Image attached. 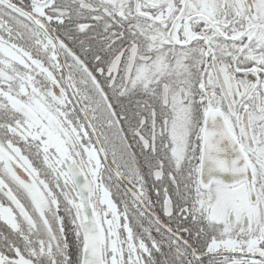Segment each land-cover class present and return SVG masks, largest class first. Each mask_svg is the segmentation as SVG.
Wrapping results in <instances>:
<instances>
[{
  "label": "snow or ice",
  "instance_id": "obj_1",
  "mask_svg": "<svg viewBox=\"0 0 264 264\" xmlns=\"http://www.w3.org/2000/svg\"><path fill=\"white\" fill-rule=\"evenodd\" d=\"M0 264H264V0H0Z\"/></svg>",
  "mask_w": 264,
  "mask_h": 264
}]
</instances>
